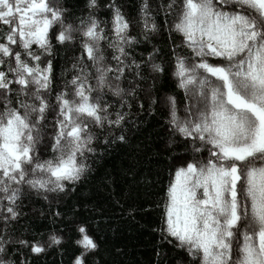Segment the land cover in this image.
Returning <instances> with one entry per match:
<instances>
[{
    "label": "snow or ice",
    "instance_id": "1",
    "mask_svg": "<svg viewBox=\"0 0 264 264\" xmlns=\"http://www.w3.org/2000/svg\"><path fill=\"white\" fill-rule=\"evenodd\" d=\"M0 25V264H33L65 231L71 264H108L94 221L65 204L87 178L107 192L96 223L159 211L154 264H264V0H139L134 14L118 0H0ZM161 31L182 37L170 47L182 102L157 86L161 48L137 51ZM57 49L68 63L54 90ZM145 111L168 137L155 179L103 168ZM146 147L134 146L137 164ZM31 198L63 227L23 224Z\"/></svg>",
    "mask_w": 264,
    "mask_h": 264
},
{
    "label": "trees",
    "instance_id": "2",
    "mask_svg": "<svg viewBox=\"0 0 264 264\" xmlns=\"http://www.w3.org/2000/svg\"><path fill=\"white\" fill-rule=\"evenodd\" d=\"M69 5H75L77 0H68ZM106 2V0H102ZM123 6L124 11L134 14L136 11L139 0H118ZM155 2V0H154ZM79 14V13H77ZM101 16H106L104 9L100 10ZM171 23V18L169 19ZM5 26L0 25V32L5 31ZM135 31V29H134ZM182 39L178 34H172V41L179 42ZM168 39L166 32H159L154 34L152 43L149 45L141 44L137 51L144 52L145 48L151 50L153 45L161 48V54L158 57L164 62L165 72L158 78V88L162 91H171L177 95V98L183 101V91L176 88L175 78L171 75L172 62L170 60V47L171 43ZM54 43V48L55 42ZM59 54L54 52L53 60L55 63L54 84L53 89L57 90L63 76L61 70L67 66V59L63 49H57ZM68 55H71L69 53ZM147 109V104H145ZM136 113V109H132ZM51 118V117H50ZM142 123H139L137 129L132 134V143L129 146H120L110 150V154H105L100 164L103 168H117L120 165L128 166L133 165L137 171V177L143 175L145 180L155 179L157 165L165 164L164 156H156L153 153L162 151L167 142V135L161 131L162 115L158 111L155 114H149L147 111L141 113L138 117ZM139 143L144 148L143 153L139 157L138 164L131 158L134 152V146ZM41 154H47L44 149H41ZM95 168L96 165H93ZM163 178H167V169L163 170ZM161 184L153 186L152 200L162 195L160 189ZM79 201L80 207L76 209L78 215L83 218H90L94 223L91 225L92 230L100 241L101 249L104 258L108 264H154L157 257L154 254V246L159 240V237L152 231V229L159 223V211L152 208L147 210L143 215L137 216L136 221L127 218L112 217L106 219L100 217L97 221L96 214L92 211L93 204L106 205L107 192L100 190L96 187L95 181L91 178L82 179L78 183L77 190L71 199L66 200L65 204L68 207L73 206V201ZM25 207L23 211L27 214L23 220V224L27 225L30 229L36 231H46L48 229H59L63 227L64 221L56 220L55 223L48 220L47 216L41 217L40 213L47 212V205L45 202L38 198H31L24 201ZM83 205H89L87 209ZM110 214V213H109ZM65 241L60 248L53 247L45 255L33 257V264H71V260L77 251L76 246L73 244L75 237H70L65 231ZM116 249H120L119 253ZM170 256L172 255L169 250ZM171 264V259H169Z\"/></svg>",
    "mask_w": 264,
    "mask_h": 264
}]
</instances>
